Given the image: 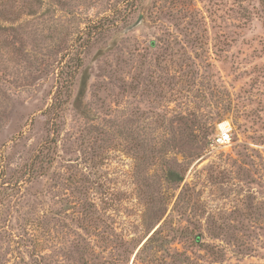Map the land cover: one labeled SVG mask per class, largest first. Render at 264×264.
<instances>
[{"label":"rangeland","instance_id":"1","mask_svg":"<svg viewBox=\"0 0 264 264\" xmlns=\"http://www.w3.org/2000/svg\"><path fill=\"white\" fill-rule=\"evenodd\" d=\"M0 264H264V0H0Z\"/></svg>","mask_w":264,"mask_h":264},{"label":"built area","instance_id":"2","mask_svg":"<svg viewBox=\"0 0 264 264\" xmlns=\"http://www.w3.org/2000/svg\"><path fill=\"white\" fill-rule=\"evenodd\" d=\"M230 135L228 132L221 131L220 134L215 138L214 143L217 146H225L230 142Z\"/></svg>","mask_w":264,"mask_h":264}]
</instances>
